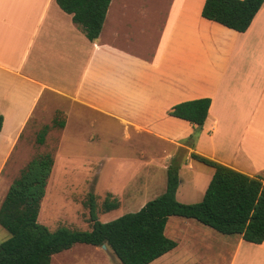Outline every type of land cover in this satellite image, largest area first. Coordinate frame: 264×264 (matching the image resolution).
Here are the masks:
<instances>
[{
  "label": "crops",
  "instance_id": "obj_1",
  "mask_svg": "<svg viewBox=\"0 0 264 264\" xmlns=\"http://www.w3.org/2000/svg\"><path fill=\"white\" fill-rule=\"evenodd\" d=\"M204 2L111 0L98 38L89 41L55 0H0L4 154L50 106L64 114L65 127L79 109L91 127L97 118L109 120L127 141L146 135L185 155L188 185L201 175L192 153L250 177L264 175V2L243 33L204 19ZM45 94L46 104L39 107ZM199 98L211 104L196 144L189 146L185 141L194 126L168 112ZM37 107L40 114L34 116ZM163 154L146 168L163 176L173 158ZM187 233L182 228L168 237L176 247L150 264H217L224 258L226 264H264V241L235 236L207 250L194 243L198 232ZM212 250L210 261L206 252Z\"/></svg>",
  "mask_w": 264,
  "mask_h": 264
},
{
  "label": "trees",
  "instance_id": "obj_2",
  "mask_svg": "<svg viewBox=\"0 0 264 264\" xmlns=\"http://www.w3.org/2000/svg\"><path fill=\"white\" fill-rule=\"evenodd\" d=\"M72 16L89 41H95L103 25L111 0H55ZM264 0H205L201 15L236 32H245ZM211 104L199 98L174 105L169 116L194 126L188 138L193 146L195 134L202 128ZM63 127V123H59ZM2 117H0V130ZM49 126L39 132L42 144ZM199 133V132H198ZM191 159L213 168L214 172L202 199L184 204L176 198L179 164L172 161L166 171L164 192L147 201L138 211L101 222L93 214L90 199L89 232L60 227L49 231L38 222L40 203L45 196L53 167L50 154H40L28 162L9 186L0 206V226L9 237L0 244V264H50L53 255L75 244L105 245L120 264H150L176 247L165 235L170 217L192 219L224 236H240L248 243L264 241V176H247L232 168L192 153ZM105 211L118 208V202H103Z\"/></svg>",
  "mask_w": 264,
  "mask_h": 264
},
{
  "label": "rangeland",
  "instance_id": "obj_3",
  "mask_svg": "<svg viewBox=\"0 0 264 264\" xmlns=\"http://www.w3.org/2000/svg\"><path fill=\"white\" fill-rule=\"evenodd\" d=\"M47 99L46 94L43 95L39 107L46 104ZM44 107V115L36 122H29L7 155L4 153L8 146L0 142V206L10 184L18 178L28 162L40 154H50L54 162L38 214V222L49 231L66 227L89 232L91 198L93 214L101 222L138 211L144 203L161 195L165 190L166 173L162 176L161 172L148 170L146 167L151 160L163 157L166 151L173 154L169 164L174 160L181 169L177 200L180 203H198L202 199L203 189L207 185L206 177H209V173L213 174L209 167L195 162V172L201 175L188 185V180L192 178L191 172L187 171L185 166V155L178 151L173 152L174 150L166 147L164 143L156 142L146 135H133V138L127 141L122 129L101 118L94 120L92 128L89 120H86L88 115L79 109L74 110L72 119L69 117L68 127H65L66 118L62 112H51L48 109L50 106ZM39 109L36 108L34 116L40 114ZM61 122L64 123L63 127L59 126ZM46 125L49 128L44 142L39 144L37 137ZM198 132L200 131L195 134L193 146L198 140ZM188 138L185 142H188ZM153 171L155 176L152 179L140 176L142 173ZM105 200L117 201L118 208L105 211ZM168 222L170 223H167L165 231L167 237L179 233L182 228L188 231L187 234L200 233L193 228L185 229L183 225L188 224L203 230V233L207 234H199L198 241L194 243L207 250L221 247L222 240L235 238L220 235L209 227L189 219L170 217ZM8 237V232L0 226V244ZM213 253V250L206 252L210 255V261L214 258ZM50 264L120 263L107 247L103 249L75 244L71 249L53 255ZM217 264H226L225 258Z\"/></svg>",
  "mask_w": 264,
  "mask_h": 264
},
{
  "label": "water",
  "instance_id": "obj_4",
  "mask_svg": "<svg viewBox=\"0 0 264 264\" xmlns=\"http://www.w3.org/2000/svg\"><path fill=\"white\" fill-rule=\"evenodd\" d=\"M101 248L105 249V248H106V246H105V245H102V246H101Z\"/></svg>",
  "mask_w": 264,
  "mask_h": 264
}]
</instances>
